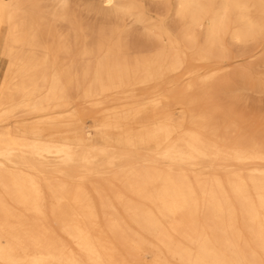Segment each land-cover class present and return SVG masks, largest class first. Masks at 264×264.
<instances>
[{"label": "bare ground", "instance_id": "1", "mask_svg": "<svg viewBox=\"0 0 264 264\" xmlns=\"http://www.w3.org/2000/svg\"><path fill=\"white\" fill-rule=\"evenodd\" d=\"M104 1L114 6L121 0ZM135 2L127 13L141 22L145 18L132 11ZM40 6L38 0H0V56L6 58L0 118L62 104L78 114L75 97L87 100L106 90L120 95L127 83L148 87L165 80L170 87L168 94L140 101L132 93L92 137L81 122L71 123L64 133L76 151L69 163L56 164L52 179L31 175L30 158L62 145L13 134L9 126L0 131V264H264V140L245 136L243 121L219 104V69L201 71L203 62L225 57L230 28L242 43L261 34L252 12L264 18V3L179 0L175 31L162 22L151 25L145 43H132L121 25L95 36L80 24L55 30ZM64 11H56L57 22L67 18ZM232 14L238 17L230 23ZM200 27L203 43L193 33ZM188 45L196 48V61L188 62ZM46 58L56 65L52 77L39 69ZM182 77L183 90L172 94ZM85 80L90 85L83 89ZM43 83L51 85L46 96ZM45 131L37 125L29 132L36 137ZM59 132L51 127L48 134ZM114 146L121 155L136 146L153 157L132 168L106 153ZM98 162L117 174L105 186L80 184L105 174ZM72 163L79 172L71 171ZM47 197L54 205L46 207Z\"/></svg>", "mask_w": 264, "mask_h": 264}, {"label": "rangeland", "instance_id": "2", "mask_svg": "<svg viewBox=\"0 0 264 264\" xmlns=\"http://www.w3.org/2000/svg\"><path fill=\"white\" fill-rule=\"evenodd\" d=\"M38 1H40V8L50 14V20L55 30L57 25H61L60 27L62 28H58L64 32L69 30L70 27L68 26L70 23L77 26L80 24L81 26L79 25L78 27L79 30H89L91 35L94 36L97 35L98 31H108L121 25L130 31L129 39L132 43H145L148 39L151 25L157 26L162 22L168 28L170 27V30L175 31L179 24V19L176 16L179 0H134V2L136 1L135 6H137L132 8V11L135 12L134 14L139 13V15L141 14L145 18L141 22L135 21V17L127 13L129 11L130 0H121L114 6L108 5L104 0ZM251 3L257 8L260 3H264V0H251ZM56 11H64L65 18H68V16L69 18H64L65 20H58L57 22ZM252 16L254 17L255 24L261 28V34L242 43L237 42L231 37L232 28H230L229 33L224 37L225 57H214L210 61L203 62L201 64V71L205 72L210 69H219L218 79L214 83V91L217 100H219V104L225 108H227L226 104H228L227 109L229 113L236 117L238 116L240 122L243 121L240 125L245 136L251 137L256 134L255 137L259 136L257 138H260L261 136L262 138L260 139L264 140V18L258 11H253ZM208 17L209 15H204L202 18L204 23L208 22ZM237 17V14L230 15V23L237 20ZM186 26L190 27L189 21ZM205 31V27L195 28L193 31L201 43H203ZM1 46L0 44V53H2ZM195 49L194 46L188 45V49L186 50L188 62L196 61ZM5 68L6 58L0 56V83ZM39 69L42 71L46 70L49 76L52 77L53 72L56 71V65L53 64L51 58H46L39 66ZM82 84L83 89H85V87L90 85V81L85 80ZM178 84V89L172 92V94L177 96L183 90L186 80L182 77L178 80ZM127 85H130L128 86L129 90H126L120 95H114V91L106 90L97 92L87 100L75 97V105L79 109L78 114L75 113L71 105L62 104L59 108L53 110H49L50 108H48V110L39 114H17L9 119L0 118V131L9 126L13 134L26 132L31 139H36L43 143L46 142L50 145H62L59 152L52 154L43 153L30 158V161L33 163V169L29 171L31 175L36 177L42 175L52 179L54 178L56 164H59L60 161L69 163V156L76 151L75 145L71 138H69V134H66L71 123L75 121L81 122L86 136L88 138L92 137L105 115L110 110L123 108L124 104L132 100V93L135 94V101H140V99H146L156 92L168 94L170 87L169 83L165 80L153 82L148 87H141L138 83L135 85L127 83ZM201 88L202 86L198 85L196 91H200ZM50 92V83H43L41 96H46ZM16 96L18 100L22 99L19 97L20 95ZM37 125L46 128V131L44 135L34 137L29 131L35 129ZM51 127H56V130L61 132L49 135L48 131ZM122 150L118 146L108 147L106 153L116 158H122V161L132 168H137L142 158L150 156L141 147H129V151L121 155ZM159 161L162 167L163 161ZM71 166V171L75 173L79 172L78 163H72ZM97 167L105 170V174L88 176L87 181L83 180L80 184H87L91 188V181H97L99 184L105 186L107 185V181L112 179L113 175L117 174V170H109L110 166L107 163L98 162ZM109 194L112 196L111 192ZM128 196L129 198L132 197L131 194H128ZM54 203V199L47 197L45 201L46 207L52 206ZM170 263L183 264L172 260Z\"/></svg>", "mask_w": 264, "mask_h": 264}]
</instances>
